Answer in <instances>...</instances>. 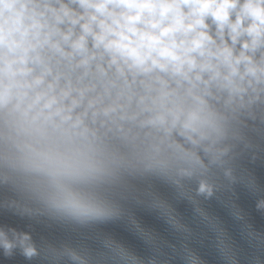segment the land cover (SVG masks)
I'll return each instance as SVG.
<instances>
[{
  "label": "clouds",
  "instance_id": "obj_1",
  "mask_svg": "<svg viewBox=\"0 0 264 264\" xmlns=\"http://www.w3.org/2000/svg\"><path fill=\"white\" fill-rule=\"evenodd\" d=\"M264 151V0H0V209L90 228L127 218L153 250L144 258L110 235L93 251L37 244L0 225V251L43 264H168L166 242L127 202L191 229L154 191L171 187L240 264L218 219L237 220L235 186L264 191L241 161ZM256 209L264 212V196ZM245 235L264 247V234ZM183 264H204L187 245ZM252 264H264L259 256Z\"/></svg>",
  "mask_w": 264,
  "mask_h": 264
},
{
  "label": "water",
  "instance_id": "obj_2",
  "mask_svg": "<svg viewBox=\"0 0 264 264\" xmlns=\"http://www.w3.org/2000/svg\"><path fill=\"white\" fill-rule=\"evenodd\" d=\"M241 166L255 177L257 184L261 189H264V151L260 152L255 161L250 157H245L241 161ZM153 188L174 206L183 222L191 229L190 235L185 236L174 231L159 217L157 212L149 210L145 206L127 202L125 207L143 227L153 231L162 241L166 242L165 252L167 255L165 259L168 264H183L180 255L173 252L171 247L173 245L177 250L187 245L201 257L204 264H224L217 250L216 233L195 214L193 205L187 200L178 199L175 191L168 185L154 182ZM8 195L7 190H0V199ZM261 196H264V191L253 194L241 184L235 186V195L232 196V200L242 212L244 217L242 220H237L232 215L231 209L216 197L203 201V207L218 219L228 234L240 264H252V260L256 256L264 261V247H256L255 244L249 242L245 235L246 225H251L256 232L264 234V212L256 209L257 199ZM0 225L15 227L21 231H30L37 244L70 243L83 245L95 251L100 247L98 237L110 235L141 257L148 258L153 255L152 248L136 234L127 218L90 228L73 229L46 221L37 222L27 217L22 218L11 211L0 209ZM0 264H43V262L39 259L28 261L18 251L12 257H5L0 251Z\"/></svg>",
  "mask_w": 264,
  "mask_h": 264
}]
</instances>
